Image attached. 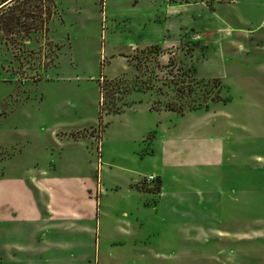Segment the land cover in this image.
<instances>
[{
    "label": "rangeland",
    "instance_id": "374dc122",
    "mask_svg": "<svg viewBox=\"0 0 264 264\" xmlns=\"http://www.w3.org/2000/svg\"><path fill=\"white\" fill-rule=\"evenodd\" d=\"M200 1L13 0L0 8V208L20 211L0 223L16 227L0 230V264H264V74L246 51L204 60L207 37L198 31L221 15L246 17L235 4ZM147 43L167 46L155 53ZM189 74L221 77L228 101L182 115L162 109L194 96L173 90ZM104 78L120 79L108 105L130 106L102 113L98 131ZM168 143L190 159L202 145L209 155L184 170L187 190L172 184L177 194L154 213L129 183L159 164ZM148 193L155 203L158 193ZM43 207L56 211V224L76 210V240L61 231L58 249L54 232L29 222ZM17 242L31 250H15Z\"/></svg>",
    "mask_w": 264,
    "mask_h": 264
},
{
    "label": "crops",
    "instance_id": "0c3cea01",
    "mask_svg": "<svg viewBox=\"0 0 264 264\" xmlns=\"http://www.w3.org/2000/svg\"><path fill=\"white\" fill-rule=\"evenodd\" d=\"M7 1L8 0L3 2V0H0V6ZM11 2L12 0L3 4L1 8L7 6ZM200 2L203 3L202 0ZM217 3H226L227 6H234V4L235 7L240 6V10H238L242 14H240V17L242 18L244 11L246 18H242V21L244 22H240L235 15H232L235 19L229 15H221L217 17V20L211 23L212 26H207V29H204L203 31H198L196 29L199 34L204 35L205 38L207 37V43L204 42L203 45V48L205 49V55L203 56L204 60H213L217 61V63H223L226 62V58L230 54L229 52L231 50L235 49L236 51H246L245 54L249 55L251 61L255 62L256 68H258L257 70H261L264 74V0H217ZM211 10H215V5ZM233 22L238 24V27H233ZM245 22L246 25H243ZM233 31H237V34L234 35L232 33ZM153 44L154 43H147L145 47ZM165 46L167 45L165 44L161 47ZM193 69L195 72V67ZM217 77L222 82L225 81H223L221 77ZM137 103L139 102L133 101L131 106ZM171 145L172 144L168 143L164 147V155L160 159L159 164L154 165V168L148 172V174H156L160 179V191L155 203L150 204L148 202L150 200V193L144 191L142 188L143 184L141 182L143 177L130 179L132 181L129 185L132 187L134 193L142 198L141 204L148 209L150 207L154 210V213L160 211L162 204L168 196L172 197L177 194V188H170L172 184L177 186V184L183 183L182 190H187V186L183 182V180H185L184 170L190 167L192 163L202 165L207 155H209V152L204 151L205 145H202L201 147H198V154L194 155V157L190 159L188 158L187 151L183 150L178 152L173 148V145L172 147ZM150 151L151 152L149 154H153V149H150ZM194 160L196 162H194ZM172 167L178 168L177 174L173 176L172 171H170ZM30 181L34 185L41 187L38 188L40 190L36 188L39 192H44L45 188L43 185H40V182L35 177L32 176ZM144 186L146 185H143V187ZM48 194H50V192ZM134 196L136 197V195ZM12 207L6 209L0 208V223L9 221V219H11L10 215L15 216L14 218H16L20 214L17 207ZM37 211L38 212H34L36 215L29 217V222L40 225L43 230H48V232H50L49 234L54 232L51 240L55 241L54 246L58 249L63 247V244L58 240L61 231H68L69 236L73 237V240H76V236H78L82 230L81 215L76 210L67 209L66 212L68 213V219H64L59 224L55 223L60 221V218H56L57 214H55V210L43 207ZM25 218L26 216L24 219ZM0 230H3L5 234L8 233V231L12 233V231L16 230V227L15 225L9 227L0 226ZM36 233L37 231H32L30 235H26L25 233V236L27 239H30L31 237H34ZM2 234L1 237L4 236ZM15 246L17 247L15 250H25L26 252L31 250V247L28 244H21L17 242ZM1 247H3V245H1Z\"/></svg>",
    "mask_w": 264,
    "mask_h": 264
},
{
    "label": "trees",
    "instance_id": "16d2710c",
    "mask_svg": "<svg viewBox=\"0 0 264 264\" xmlns=\"http://www.w3.org/2000/svg\"><path fill=\"white\" fill-rule=\"evenodd\" d=\"M6 0H3V2ZM10 0H8L7 2H9ZM13 1V0H12ZM49 2H51V0H48ZM5 2V3H7ZM3 3V4H5ZM52 3V2H51ZM3 4L1 6H3ZM0 6V8H1ZM161 49V46H159L158 44H153L148 46L147 48H145V50L148 51H153V52H159ZM144 49H141L140 52H143ZM135 61V68L138 69L139 65L142 63L141 59H134ZM186 75V74H184ZM189 80H185L183 81V85L178 84V83H174V91L175 93L182 98L183 96H188L189 93H193L194 96L191 97L189 102L184 103V100H182L181 102L178 103H174V102H166L163 106L162 109L164 110H170V111H175L177 113H179L180 115H182L185 110L188 111H192V110H196V109H200L203 108L204 110H207L209 107V103L215 102V101H221V102H226L228 101V96L223 97L221 95V91L225 88V84L218 78V77H212V78H196L194 77L192 74H189ZM120 79L116 78V79H106L104 78V80H102V83L98 84V89H99V100H98V123H97V129L102 130L103 125L101 122V114L102 113H111V114H116V113H120L122 112L125 107L129 106V104L126 101H122L119 104H110L108 105V103H112L113 101V93L114 92H118V83H119ZM197 84H201L200 86L202 87V89L198 88V90H201V92H197L196 91V85ZM107 85H110L111 87H107ZM206 88V89H203ZM113 89H115V91H113ZM128 89V88H127ZM179 98V99H180ZM150 108L152 110H158L159 108L155 107V106H150ZM80 136V135H79ZM76 137V136H75ZM143 185H146L144 183V181L142 180L141 182ZM156 187L155 188H148L147 187H143L144 191L148 192L150 191L152 194L157 191L159 193L160 191V179L157 177V182H156Z\"/></svg>",
    "mask_w": 264,
    "mask_h": 264
},
{
    "label": "built area",
    "instance_id": "2783aa9c",
    "mask_svg": "<svg viewBox=\"0 0 264 264\" xmlns=\"http://www.w3.org/2000/svg\"><path fill=\"white\" fill-rule=\"evenodd\" d=\"M157 175L154 173L151 174H147L146 176H144L142 178V180L144 181V183L150 187V188H155L156 187V182H157ZM155 193H158L157 191H155Z\"/></svg>",
    "mask_w": 264,
    "mask_h": 264
}]
</instances>
